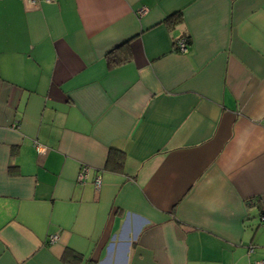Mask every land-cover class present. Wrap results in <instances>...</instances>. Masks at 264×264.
<instances>
[{"label": "crops", "instance_id": "0c3cea01", "mask_svg": "<svg viewBox=\"0 0 264 264\" xmlns=\"http://www.w3.org/2000/svg\"><path fill=\"white\" fill-rule=\"evenodd\" d=\"M263 210L264 0H0V264H251Z\"/></svg>", "mask_w": 264, "mask_h": 264}, {"label": "trees", "instance_id": "16d2710c", "mask_svg": "<svg viewBox=\"0 0 264 264\" xmlns=\"http://www.w3.org/2000/svg\"><path fill=\"white\" fill-rule=\"evenodd\" d=\"M182 18V15L180 12H174L170 15H168L166 18H164V20L162 21L164 23V25L168 26L169 28L174 27L175 25H177L178 23H180ZM187 43L189 42L188 38L186 37ZM175 44V42H174ZM173 44V49L178 51L177 48L174 46ZM112 62H117L115 60H111ZM114 63V64H115ZM124 164V154L122 151H118V150H112L110 151V154L108 155V165L114 169V170H118L121 171L122 167ZM75 256H77L75 254Z\"/></svg>", "mask_w": 264, "mask_h": 264}, {"label": "built area", "instance_id": "2783aa9c", "mask_svg": "<svg viewBox=\"0 0 264 264\" xmlns=\"http://www.w3.org/2000/svg\"><path fill=\"white\" fill-rule=\"evenodd\" d=\"M29 2L35 4L37 2H40V1H44V2H53L55 0H28ZM187 40L186 38H179L175 41V44L174 46L177 48L178 51L180 52H185L187 50ZM85 177V172L81 173L80 176H79V180L82 181V179ZM95 182H96V185H99L100 183V178L97 177L95 178ZM259 220H260V223L264 225V210L260 212L259 214ZM253 251V246H249L248 248V252H252ZM251 264H264V260H257V261H254L252 262Z\"/></svg>", "mask_w": 264, "mask_h": 264}]
</instances>
